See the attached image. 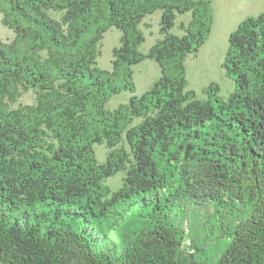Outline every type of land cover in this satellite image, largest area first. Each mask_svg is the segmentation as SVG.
Segmentation results:
<instances>
[{
  "label": "trees",
  "instance_id": "trees-1",
  "mask_svg": "<svg viewBox=\"0 0 264 264\" xmlns=\"http://www.w3.org/2000/svg\"><path fill=\"white\" fill-rule=\"evenodd\" d=\"M157 9L163 37L143 53L139 24ZM0 12L14 32L0 39V264H264V11L228 36L233 91L210 82L205 98L187 88L185 59L210 35V0H0ZM112 27L108 70L96 59ZM144 59L161 75L136 95ZM28 89L35 102L11 107ZM201 204L221 230L213 259L184 232Z\"/></svg>",
  "mask_w": 264,
  "mask_h": 264
},
{
  "label": "rangeland",
  "instance_id": "rangeland-1",
  "mask_svg": "<svg viewBox=\"0 0 264 264\" xmlns=\"http://www.w3.org/2000/svg\"><path fill=\"white\" fill-rule=\"evenodd\" d=\"M213 8V24L208 39L201 45L197 53L188 54L185 59L186 77L188 79V89H193L197 97L205 98V89L210 82H217L220 86V94L227 97L235 87V80L229 76L222 63L228 48V36L235 30L238 24L248 16H254L264 11V0H210ZM57 16L56 13H52ZM191 16L190 12L179 14L178 20H184ZM3 13L0 12V39L10 41L14 37L12 29L3 25ZM144 26V25H143ZM146 27V26H144ZM176 26L173 32L178 33ZM158 30L153 23L150 31L144 33L145 39L140 45V50L148 49L157 41ZM121 31L117 28H110L103 35L100 41V55L97 57V64L102 69H111L112 49L119 45ZM155 64V69L149 70L145 75V69L140 70V65H134V79L136 83V95H141L147 91L161 75L159 65ZM134 83V84H135ZM132 94L129 91H122L110 98L106 106L109 109L116 108L120 103L128 101ZM36 93L32 89L22 92L18 99L10 104L16 108L22 105L33 104ZM141 118H135L132 124H136ZM112 148L105 143L94 145L96 157L99 162H104ZM125 170L119 171L113 176L105 179V184L110 189L116 190L121 184ZM225 220L230 219L229 214H225ZM184 232L187 239H202L201 256L206 259H213L216 254L212 246L218 244L217 237L221 234L217 232V223L213 217V207L210 204H201L199 208L192 212L190 207L186 209V216L183 218ZM189 248V247H188ZM192 251V250H191ZM187 250L185 255H188ZM195 255L192 252V257Z\"/></svg>",
  "mask_w": 264,
  "mask_h": 264
},
{
  "label": "crops",
  "instance_id": "crops-1",
  "mask_svg": "<svg viewBox=\"0 0 264 264\" xmlns=\"http://www.w3.org/2000/svg\"><path fill=\"white\" fill-rule=\"evenodd\" d=\"M187 12H190V11H187ZM186 13V12H185ZM191 14V12H190ZM161 17H162V10L161 9H157L156 11H154L153 13L151 14H147L143 19L142 21L140 22L139 24V27L140 29L142 30L143 34L146 32V31H150V28L152 26V24L154 23L155 24V28L156 30H158V34L156 35V40L159 41L160 39H162L163 35L161 34L160 32V20H161ZM178 17H179V14H177L176 16V19H175V24L174 26L177 27L178 30V33H175L173 32V27L170 29V32L173 33V34H177V35H182L184 32L183 30L180 29V24L181 23H184V24H187L190 19H191V16L188 18H185L184 20H181L179 19L178 20ZM146 27H144V26ZM121 37V36H120ZM145 37V35H144ZM156 41V42H157ZM155 42V43H156ZM154 43V44H155ZM139 50H140V47H139ZM149 50V49H148ZM141 51V50H140ZM141 52L143 53H147L148 51L146 50H142ZM154 60L152 59H144L143 61H141L140 63L136 64V65H140V70H143V68L145 69V75L147 76L148 75V71L149 70H152V69H155V64L154 62H152ZM156 62V61H155ZM157 63V62H156ZM158 64V63H157ZM134 67V66H133ZM160 67V66H159ZM134 69H133V80H134V83H135V79H134ZM135 90H136V83H135Z\"/></svg>",
  "mask_w": 264,
  "mask_h": 264
}]
</instances>
